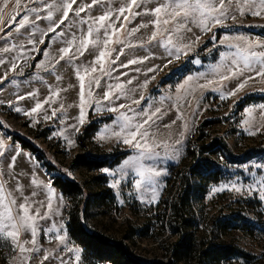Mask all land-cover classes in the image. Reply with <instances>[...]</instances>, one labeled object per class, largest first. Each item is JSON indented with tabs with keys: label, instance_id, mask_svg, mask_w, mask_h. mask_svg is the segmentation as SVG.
I'll list each match as a JSON object with an SVG mask.
<instances>
[{
	"label": "rangeland",
	"instance_id": "1",
	"mask_svg": "<svg viewBox=\"0 0 264 264\" xmlns=\"http://www.w3.org/2000/svg\"><path fill=\"white\" fill-rule=\"evenodd\" d=\"M3 2L4 0H0V7ZM39 2L40 0H21L22 6L17 9L15 0H8V7L0 12V27L4 28V32L15 36L16 24L8 26L11 17L19 12L20 15H16V20L19 21L25 6L34 7ZM81 2L89 4L91 0H77V3ZM103 2L107 8L109 0ZM111 6L118 8L119 0H111ZM155 6L153 2L147 3L148 9ZM143 8L142 4L136 11H142ZM104 10L97 5L93 14H103ZM230 11L235 19L229 18L223 24L210 25L209 31H203V26L197 23L187 24L186 27L191 30L184 31L181 44H190V49L179 58L167 56L164 48L158 46L159 40L164 37L158 36L156 41L149 43L153 31H156L152 24L155 19L153 15H141L127 23V31L134 28H139V31L128 37L133 47L116 43L109 45L115 49L108 57L115 61L111 64V78L99 71L87 74L100 77V84L99 87L92 85L93 95L90 106L85 108L83 125L78 122L81 89L74 68L66 60L60 61L56 65V74L60 76V80H57L43 67L50 63L45 51L59 59V49L65 45L52 38L70 21H65L56 32L50 33L43 44L40 43L41 34L47 29L48 22L43 19L39 21L41 31L35 36L38 51L29 53L34 59L28 60V67H24L21 62L20 68L9 72L7 79L0 82V101L4 102L0 104V145L5 149L15 145L17 150H22L15 169L8 167V160L0 163V184L4 185L6 194L11 193L16 198L17 208L23 203L21 191L24 196L28 194L30 199L44 200L45 206L40 208L41 215L48 210L47 194L43 187L38 188L31 181L35 178L42 186L53 184V212L51 219L38 221L41 229L37 238L41 248L39 253L21 254L10 240L0 238V264H61L57 252L69 264H95L84 261L82 247L70 239L66 227L60 230L61 233L67 232L64 244L54 238L49 240L43 232L45 226L52 224L59 228L61 221L66 226L68 214L79 221L85 198L89 203L83 221L87 229L111 240L123 242L134 259L142 264H264V228H261V225L264 227V199L246 190L213 191L229 180L235 179L238 183L247 180L252 183L259 179V176L249 177L243 173L240 166L250 161H264V108L261 107L264 106V77L249 80L235 95L221 100L220 93L232 92L243 81L244 76L222 80L221 77L226 73L219 56L221 51H229L228 44L264 45V14L240 15L235 4L230 6ZM58 17L59 14L55 18ZM121 23L123 16L116 23L117 29H121ZM142 24H147L148 27H140ZM21 31L27 32L29 29ZM73 31L80 36L78 28ZM123 31L121 29L122 33ZM238 34H242L243 38L237 39ZM2 35L4 33H0ZM225 36L228 39H224ZM8 39L10 43H15L10 37ZM141 42L143 47L140 46ZM24 43L26 47H32L27 45L26 40ZM154 44L157 46L154 47ZM4 46V42L0 41V49ZM121 48L124 49L123 55H120ZM100 49L106 50L103 44ZM16 54L0 51V55L5 57ZM97 56L98 49L89 45L84 55L74 63L80 65L83 62L91 67ZM132 59L144 62L121 67ZM194 59L199 63H194ZM38 62L40 67L37 66ZM95 66L99 69L98 64ZM9 67L10 64L0 67V76ZM153 67L156 70L148 72ZM136 69L140 71L137 72ZM122 73L127 75L122 76ZM248 75L254 74L245 73V76ZM117 78L126 89L135 91L131 100L121 98L115 101V105H109L104 94L108 83L115 84ZM13 80L14 84L11 83ZM129 80H132L131 84H128ZM146 80L147 86L141 87ZM181 84H187L190 91L181 90L178 94L176 89ZM54 91L58 93L53 97L55 102L44 104L40 113L29 117L23 112L15 111L16 107L30 111L37 101L43 103ZM30 92H34L35 96L28 97L27 93ZM21 95L25 99L17 100V96ZM141 96L144 97L142 103H132V100H140ZM120 104L138 111L147 109L149 114L160 109L157 113L160 118L150 128L145 125L150 133L148 142L151 144L154 140L161 145H170L167 155L171 159L149 162L167 173L159 178L153 177V180L162 184L158 189V200L154 203H141L137 198L143 196L147 200L150 194L142 190L147 187L146 184L141 186V190L135 187V182L141 179L135 167L130 164L123 171L118 169L125 158L131 160L137 155L131 144L123 142L126 133L119 137L114 135L120 130L113 123L114 118L120 112H127V107L117 112L107 109ZM246 109H251V112H246ZM53 110H56L55 117H52ZM45 115L52 118L45 120ZM178 115L181 119H177ZM138 122L142 123V120ZM74 124L78 125V132L68 127ZM249 127L253 132L251 135L248 134ZM62 129L64 131L61 135H54ZM69 139L73 141L71 146L68 144ZM180 140L183 143L177 149L176 145ZM24 143L34 147L36 152L24 148ZM177 150L179 160L175 156ZM158 151L162 156L165 155L163 148ZM224 152L230 160L226 159ZM36 154L41 160L36 158ZM191 157L196 158V161H213L217 168L208 170L210 176L201 181L189 174L194 163L191 162ZM104 169L117 170L115 179L120 180L122 186L117 188L113 184V175L105 173ZM9 170L12 175L7 179ZM22 170L27 173L24 174ZM18 177H21V181ZM143 179L147 180V174ZM65 180L81 185L84 195L71 197L69 201L54 185ZM18 187L20 191L17 190ZM33 191L38 193L35 198L31 197ZM36 207L39 205L33 206L30 215H35ZM57 211L59 215H56ZM231 217H246L259 223L260 227L256 230L247 228L251 233L246 229L228 228L226 222ZM19 239L30 241V230L22 231ZM65 245L73 251L68 253ZM25 247H31V244ZM48 253H51L49 259L43 260ZM235 253H239V256Z\"/></svg>",
	"mask_w": 264,
	"mask_h": 264
},
{
	"label": "snow or ice",
	"instance_id": "2",
	"mask_svg": "<svg viewBox=\"0 0 264 264\" xmlns=\"http://www.w3.org/2000/svg\"><path fill=\"white\" fill-rule=\"evenodd\" d=\"M153 2L156 6L152 9L147 8V3ZM144 5L142 11H136L140 9L141 5ZM235 4L240 15L251 14L252 16H261L264 14V0H119V7H112L111 0H109V6L105 8L103 0H91V3L85 4L83 2L77 3V0H40L37 6L34 7H24V14L21 16L20 20H16V15H20L19 12L11 17L9 21V27L13 23L16 24L14 29L16 35L11 36V33L4 32V28L0 27V33L4 35L0 36V41H3L5 46L0 49L2 52H16L17 54L12 57H5L0 55V67L5 64H10V67L4 71V75L0 76V82L7 79L9 72H14L17 68H20L21 62H23L24 67H28V60L34 59L30 56V52H37L35 47V36L40 32L39 21L46 20L48 22L47 29L41 34L40 43L43 44L45 39L49 37L50 33L56 32L61 25L65 24V21H70L60 32H56V36L52 39L57 40L62 45H65L59 49L60 56L56 59L54 56L45 51V56L48 58L50 63L44 64V70L50 72L51 75L55 76L57 80H60V76L56 74V65L62 60H66L75 70L77 78L80 82V112L78 116L79 125H83L85 120V108L90 106L91 98L93 95L92 85L95 84L99 87L100 77H94L87 75L89 73H95L97 71L101 72L103 75L111 78L113 69L111 64L115 61H111L108 57L111 55L114 48L109 47V45L123 44L125 47H133L134 45L128 41V37L139 31V28H134L130 32L126 30L125 25L131 23L136 17L141 15L151 14L155 17L152 21L153 26L156 31H153L152 38L149 43L156 41L157 37H164L159 40L160 47L164 48L167 56L173 58H179L181 54H187L190 49V44L182 45L183 33L185 30L190 31L186 26L189 23H197L203 26V31H209L210 25L223 24L229 18L235 19V15L230 11V6ZM99 5L100 8L105 9L103 14L94 15L93 10ZM15 6L17 9L21 8V0H15ZM8 7V0H4L3 6L0 7V12L4 8ZM44 15H41V13ZM70 13L72 14V19L70 20ZM84 13V15H82ZM127 13V15H125ZM59 14L58 18H55ZM115 16V20H113ZM121 16H123V23H121V29L116 28V23L120 21ZM0 23H2V16H0ZM171 25V26H170ZM140 27H148L147 24H142ZM28 28L29 31L24 32L22 29ZM80 30V36L77 35L73 29ZM103 33V35H101ZM165 33L167 36L165 37ZM15 43H10L8 38ZM115 37V39H113ZM237 39H242L243 35L238 34ZM199 37H197V40ZM224 39H228L227 36ZM26 40L27 45H31V48L26 47L24 41ZM77 41H79L77 43ZM213 41L215 42V35L213 36ZM103 44L106 50L100 49V45ZM89 45L93 48L98 49V56L94 58L93 65L89 67L81 62L80 65H76L74 61L78 60L80 56L84 55V52L88 49ZM141 47H143V42H141ZM154 47L157 45H153ZM227 48L229 51H221L219 56L221 57V65L225 69V73L221 79H239L244 76L242 82H240L232 92H221L220 99L235 95L241 89L245 87L249 80H253L257 77H264V50H257L259 48H264V45L259 44H247L236 45L228 44ZM124 54V49L121 48L120 55ZM119 59V56H117ZM147 59V57H145ZM54 61V62H52ZM143 60L132 59L128 64L121 65V67H128L132 64L143 63ZM171 62V61H169ZM194 63H199L198 60H193ZM99 65V69L95 65ZM38 67H40V62H38ZM219 67V66H218ZM156 69L149 68L148 72H154ZM216 69H214L215 71ZM137 72L140 69H136ZM245 73H252L254 75L245 76ZM21 75H23V70L21 69ZM127 75V73H122ZM134 79V78H133ZM190 79V78H189ZM15 83V80L11 81ZM132 80L128 81L131 84ZM148 81L146 80L141 87H146ZM212 83V81H209ZM87 89V91H86ZM181 90L185 92L190 91L187 88V84H181L177 87L176 92L179 94ZM135 89H126V86L119 82L115 84L108 83L107 91L104 94V99L109 105H115V101L121 98H127L131 100L132 93ZM118 93V94H117ZM58 93L53 92L52 96L44 100L43 103L37 101L35 106L31 108L30 111H24L20 107H16L15 111L23 112L24 115L31 117L32 114H38L43 109L44 104L54 103L53 97ZM28 97H34L35 93H27ZM115 96V99H113ZM25 96H17V100H23ZM144 97L141 96L140 100H132V103L139 105L143 102ZM0 101V104H3ZM11 107V104H9ZM99 103L97 107L99 108ZM127 107V112H120V114L114 118L113 123L119 127V131L115 132L114 135L117 137L126 133L123 142L125 144H131L137 151L136 157L129 160L125 158L121 165L118 166L120 171L127 168L130 164L137 169V175L141 178L135 182V187L141 190V186L146 184L147 187L142 190L150 194L146 200L143 196L137 197L141 203H154L158 200V189L162 187V184L153 180V177L159 178L162 175H166V171H161L159 168L154 167L151 163L152 161H162L163 159H171V156L167 155L170 145L167 143L161 145L156 141H149V128L151 124L155 123L160 117L157 113L160 109H156L154 112L149 114L148 110H137L126 106L124 104L116 105L115 107H108V111L117 112L119 109ZM264 108V106H261ZM246 112L250 113L251 109H246ZM56 116V110H53L52 117ZM147 119H144V117ZM45 115L43 118L45 120L51 119ZM155 118V119H154ZM177 119H181L178 115ZM138 122V121H141ZM122 122V123H121ZM64 123V120H61ZM175 123V121H173ZM148 125L149 128H146ZM167 126V125H166ZM69 128H74L77 132L79 131L78 125H68ZM134 129V130H133ZM187 131V125H185ZM64 130L54 133V135H61ZM248 134H253L251 128H248ZM102 136L101 133H98ZM183 135V134H182ZM73 141L68 140L69 146ZM183 140L177 142V149ZM163 148L165 155L162 156L158 149ZM22 155V150H17L15 145L8 149H5L0 145V163L8 160V167L15 169L18 157ZM176 159L179 160V151L175 152ZM10 158V160H9ZM243 173L251 176H259L260 178L248 183L247 180L242 183H238L233 180H229L219 187L215 188L213 191H224V190H235L248 191L249 193H256L259 198L264 199V161H250L242 166ZM105 173H110L113 175V184L119 188L122 186L121 181L115 179L117 170L114 169H104ZM147 174V180L143 179ZM12 175V173H9ZM33 185L38 188L43 187L47 194V211L40 214V208L45 206L44 200L30 199L28 196H24L23 192L20 195L23 197V203H20L17 208V200L12 196L11 193H5V188L3 184H0V238L10 240L14 247L19 248L21 254L24 253H39L41 251L40 245L38 243V236L40 235L41 229L39 227V220H49L51 219L53 212V200L55 197L54 186L49 183L48 185H40V183L33 178L31 181ZM246 186V187H245ZM20 191L19 187L17 188ZM38 195L36 191L31 193V197L35 198ZM123 203V202H122ZM34 205H39L35 208V215H30V210L33 209ZM56 215H59L58 211ZM66 226L59 223V228L56 224L51 226H45L43 232L48 236L49 240L55 239L60 241L62 244L67 239V232L61 233L60 230L64 229ZM31 234V240L20 241L19 236L22 231H29ZM31 244V247L26 248L25 245ZM65 249L68 253L73 251L72 248L65 245ZM64 249H61V251ZM48 253L44 255L43 260H48ZM57 258L60 259L61 264H69V261L64 257L59 255L57 252ZM29 258H25L27 260ZM79 257H77V260Z\"/></svg>",
	"mask_w": 264,
	"mask_h": 264
},
{
	"label": "trees",
	"instance_id": "3",
	"mask_svg": "<svg viewBox=\"0 0 264 264\" xmlns=\"http://www.w3.org/2000/svg\"><path fill=\"white\" fill-rule=\"evenodd\" d=\"M23 146L24 148H29L33 153L36 152L34 147H30L26 144ZM223 154L226 156V159L230 160L225 152ZM36 158L41 160L39 155H37ZM191 158V162L194 163L190 167L189 174L194 175L201 181H204L210 176V172L208 170H213L215 167L217 168L213 161H208L207 159H200L196 161V158ZM54 185L62 192V194L68 197L69 201H71V197L84 195L82 186L75 182L65 180L60 184L54 183ZM88 205L89 203L85 198L83 207L80 209V220L77 221L76 219L71 218V214H68L69 219L66 223L70 239L83 249L84 261L95 264H142L134 259L128 249V246L123 242L111 240L108 237L93 233L87 229V227L83 224V221L85 220ZM226 226L232 229H246L250 232L247 228H250V230H256L260 227V224L251 221L246 217H231V219L226 222ZM261 228L264 227L261 225ZM235 255L239 256V253H235Z\"/></svg>",
	"mask_w": 264,
	"mask_h": 264
},
{
	"label": "bare ground",
	"instance_id": "4",
	"mask_svg": "<svg viewBox=\"0 0 264 264\" xmlns=\"http://www.w3.org/2000/svg\"><path fill=\"white\" fill-rule=\"evenodd\" d=\"M22 172L24 173V174H26L27 173V171L26 170H22ZM9 173H10V170H9V172L7 173V179H9L10 178V175H9ZM18 180L19 181H21V177H18ZM10 184V183H9ZM27 187V186H26ZM28 187H29V185H28ZM28 191V190H27ZM29 192V191H28ZM31 192V191H30ZM25 195H27L28 196V194H25Z\"/></svg>",
	"mask_w": 264,
	"mask_h": 264
}]
</instances>
